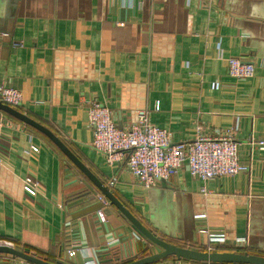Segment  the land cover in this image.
I'll return each instance as SVG.
<instances>
[{
  "label": "crops",
  "instance_id": "crops-1",
  "mask_svg": "<svg viewBox=\"0 0 264 264\" xmlns=\"http://www.w3.org/2000/svg\"><path fill=\"white\" fill-rule=\"evenodd\" d=\"M234 56L252 62L254 76H231ZM3 84L20 90L17 108L59 136L160 237L208 250L206 229L226 236L217 251L264 255V0H0ZM93 100L124 129L149 109L174 143L192 141L199 128L207 136L233 131L249 169L204 181L185 164L145 187L126 159L111 164L93 148ZM0 117V239L51 261L100 264L113 257L112 248L99 251L109 236L130 234L128 226L130 249L108 264L150 253L139 252L141 233L99 200L104 194L46 134L5 112ZM28 177L34 195L25 189ZM100 209L109 231L98 222ZM74 239L79 250L67 259ZM0 264L31 263L0 254ZM153 264L230 263L169 257Z\"/></svg>",
  "mask_w": 264,
  "mask_h": 264
},
{
  "label": "built area",
  "instance_id": "built-area-1",
  "mask_svg": "<svg viewBox=\"0 0 264 264\" xmlns=\"http://www.w3.org/2000/svg\"><path fill=\"white\" fill-rule=\"evenodd\" d=\"M21 44L13 42L17 47ZM228 72L236 78H249L255 74L252 62L238 56L228 59ZM23 95L20 90L0 85V101L15 108L21 105ZM160 106L156 105V110ZM89 122L93 128L94 138L92 146L107 161L113 164L126 159L128 168L136 176L139 183L145 187L155 186L162 179H169L175 175L185 164L192 175L204 181L219 177L234 175L249 168L239 160V142L234 137V132L229 131L218 136H207L199 131L192 141L174 143L166 129L155 126L150 120V110L138 111L137 120L130 128H120L114 120L113 111L98 100H93L89 105ZM3 118L0 117V144ZM264 145V141L259 142ZM38 150L37 147L34 148ZM1 163V156H0ZM109 184H115L111 180ZM25 189L31 194H36L37 185L28 177ZM99 200L110 206V201L105 195H100ZM102 222H105V213L102 209L97 212ZM208 236V250H215L214 244L226 242L224 234L202 230ZM139 243H148L142 234L135 235ZM12 242L0 239V244ZM80 242L77 239L70 241L66 250V258L72 259L79 250ZM67 262L66 259L63 260Z\"/></svg>",
  "mask_w": 264,
  "mask_h": 264
},
{
  "label": "water",
  "instance_id": "water-1",
  "mask_svg": "<svg viewBox=\"0 0 264 264\" xmlns=\"http://www.w3.org/2000/svg\"><path fill=\"white\" fill-rule=\"evenodd\" d=\"M0 110L7 114H10L25 123L33 126L34 128L40 130L46 134L64 153L67 155L70 160L73 162L74 166L80 170L85 177L89 179V182L93 183L111 202V205H114L127 219L133 228L140 232L144 237L148 239V245H153L149 248L146 244L148 255L134 258L133 260L126 262L124 264H153L159 262L163 259L169 257H176L177 259H187L192 261H205L212 263H230V264H264V255L250 253L249 251L236 252V251H217V250H197L190 247L178 245L169 240L157 235L151 229H149L143 222L135 216L130 209L123 204L112 192L111 190L101 182L87 166L80 160V158L69 148V146L52 130L46 126L40 124L39 122L33 120L28 115L21 112L18 108H15L9 104H6L0 101ZM98 222L100 225L105 227L106 231H109V225L107 222H102L98 217ZM123 225V224H121ZM127 230L128 235L124 234H115L109 236L108 246L105 249L99 250L108 251L113 247H120V251H128L129 241L134 235L131 227L124 226ZM0 254L10 255L14 258H19L25 260L31 264H65L63 260L51 261L48 258H40L33 252L29 250H23L15 247L14 245H9L7 243L0 244ZM118 258H106L99 261L100 264L113 263ZM86 262H91L92 264H97L94 262V259H87Z\"/></svg>",
  "mask_w": 264,
  "mask_h": 264
},
{
  "label": "trees",
  "instance_id": "trees-1",
  "mask_svg": "<svg viewBox=\"0 0 264 264\" xmlns=\"http://www.w3.org/2000/svg\"><path fill=\"white\" fill-rule=\"evenodd\" d=\"M0 112H2L1 110H0ZM138 247V250H139V252H143V253H146L147 251H148V249H147V247L145 246V244L144 243H139V246H137ZM120 247H118V246H116V247H113L109 252L111 253V255L113 256V258H117V255L118 254H120ZM26 250V249H25ZM29 251H31V250H29ZM108 252V253H109ZM38 257H40V258H44V256H43V254L41 253V252H38V251H36V253H35ZM115 260V259H114Z\"/></svg>",
  "mask_w": 264,
  "mask_h": 264
}]
</instances>
